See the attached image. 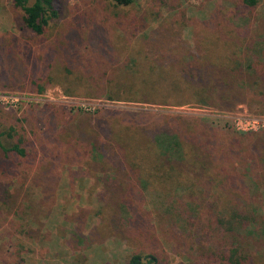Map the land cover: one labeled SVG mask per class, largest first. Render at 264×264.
Segmentation results:
<instances>
[{
  "label": "trees",
  "instance_id": "trees-1",
  "mask_svg": "<svg viewBox=\"0 0 264 264\" xmlns=\"http://www.w3.org/2000/svg\"><path fill=\"white\" fill-rule=\"evenodd\" d=\"M136 1L112 0L115 7L123 9ZM13 2L20 15V25L37 37H44L60 17L55 0ZM260 2L241 0V5L253 15ZM220 21L218 17H211L203 23L204 38H199L197 33L201 42L198 41L196 48L183 43L168 56L160 54L162 58L152 62L150 58L144 59L142 65H129L118 70L119 74L102 72L107 79L111 77L106 84L103 81L81 83V72L77 73L69 64L59 68L54 65L53 58L57 61L58 58L51 48L32 56V50H26L22 40L0 32V56L13 48V43L14 55L17 57L19 52L18 59H23L30 68L8 80V86L12 82L18 88H3L43 94L49 81L41 77L46 76L48 80L65 79L67 84L63 87L68 97L82 94L111 102L200 106L220 111H234L240 105H247L257 106L259 113L264 114V18L255 16L254 20H247L246 28L228 22L237 38L226 33L230 28ZM241 31L263 32V35L258 39L248 38ZM103 57L109 59L110 54ZM96 72L90 69L88 79ZM0 74V80H5L1 68ZM44 108L49 111L38 112L37 123L40 124L39 114L52 112L49 124L55 128L60 116L55 114L66 110L56 107L54 114L53 105ZM73 112L71 109L66 114ZM107 116L112 120H106ZM27 117L18 123L24 129L29 127ZM228 127L204 116L106 108L86 113V138L76 139L72 146L78 149L85 144L78 154L86 156V161L92 160L93 170L114 173L108 186L124 195L115 193L114 206L118 202L119 206L128 203L125 190L136 188V184L143 185L147 191L150 189L151 198L166 199L168 203L153 229L156 246L132 245L137 238L126 229L120 230L124 224H114L113 235L118 234L130 243L132 255L128 264H166V253L160 243L163 240L168 244L167 235L172 233L173 238L189 240L191 251L183 254L189 264H264V131L241 133L232 132ZM8 129L0 132V150L6 155L13 153L26 158L28 151L22 146L23 140L19 139L11 148L5 146L4 137L17 136L15 125L10 124ZM29 135H35V131H29Z\"/></svg>",
  "mask_w": 264,
  "mask_h": 264
},
{
  "label": "rangeland",
  "instance_id": "rangeland-1",
  "mask_svg": "<svg viewBox=\"0 0 264 264\" xmlns=\"http://www.w3.org/2000/svg\"><path fill=\"white\" fill-rule=\"evenodd\" d=\"M55 3L59 19L52 23L44 37H37L20 25L13 0H0V32L11 33L22 40L25 49L32 50V56L51 48L58 58V61L53 58L54 65L59 68L69 64L83 74L79 79L81 83L103 81L106 84L111 77L107 79L102 72L108 70L114 74L132 64L142 65L144 59L158 60L162 58L160 54L168 56L183 43L196 48L198 41L201 42L197 33L199 38H204L201 28L211 17L226 23L230 28L226 33L235 38L237 34L233 33L231 24L246 28L247 20H254L255 16L264 18V0L253 15L244 10L241 0H137L125 9L115 7L112 0H55ZM241 34L258 39L263 32L241 31ZM11 45L13 48L0 56V68L6 78L0 80V132L9 130L10 124L15 125L17 136L4 137V144L11 148L21 139L28 156L6 155L0 150V264H128L132 255L130 243L118 234L113 235L114 224H124L120 230L126 229L137 238L132 245L156 246L153 229L158 215L162 216L168 208L166 199L157 201L148 195L150 189L147 191L143 185L136 184V188L125 190L128 203L119 206L118 202L117 207L114 206L115 193L124 196L122 191L117 193L113 186H108L114 173L93 170L92 160L86 161V156L78 154L85 144L78 149L72 146L76 139L86 138V113L106 108L204 116L227 124L232 132L237 131L227 116L244 110L261 114L257 106L247 105H240L234 111H220L200 106L111 102L82 94L68 97L63 87L67 84L65 79L48 80L46 76L41 77L49 81L43 94L6 90L3 87L8 86L12 76L30 69L23 59H18L19 52L17 57L14 55L16 49L13 43ZM107 54H110L109 59L102 58ZM92 68L98 72L89 80L87 75ZM8 87L16 89L19 85L9 82ZM2 96L13 97L15 101L8 103ZM50 105L54 114L56 107L66 110L55 114L56 117L60 114L55 128L49 124L52 112L39 114L40 124L36 121V114L49 111L44 107ZM71 109L74 112L67 115ZM30 111L32 117L27 115ZM27 116L29 129H24L23 124L18 123L24 122ZM106 120L112 119L107 116ZM29 131H35V135H29ZM173 236L174 233L167 235L168 244L160 239L166 264H189L183 255L191 251L189 240Z\"/></svg>",
  "mask_w": 264,
  "mask_h": 264
},
{
  "label": "built area",
  "instance_id": "built-area-1",
  "mask_svg": "<svg viewBox=\"0 0 264 264\" xmlns=\"http://www.w3.org/2000/svg\"><path fill=\"white\" fill-rule=\"evenodd\" d=\"M2 100L14 103L15 98L2 96ZM231 118L234 129L241 133H256L264 131V114H253L246 110L240 113H232L227 116Z\"/></svg>",
  "mask_w": 264,
  "mask_h": 264
}]
</instances>
